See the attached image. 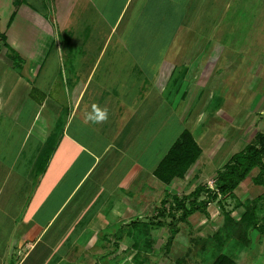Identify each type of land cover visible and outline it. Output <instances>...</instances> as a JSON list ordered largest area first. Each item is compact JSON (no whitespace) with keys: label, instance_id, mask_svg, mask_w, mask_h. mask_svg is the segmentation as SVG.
Returning a JSON list of instances; mask_svg holds the SVG:
<instances>
[{"label":"crops","instance_id":"crops-1","mask_svg":"<svg viewBox=\"0 0 264 264\" xmlns=\"http://www.w3.org/2000/svg\"><path fill=\"white\" fill-rule=\"evenodd\" d=\"M180 1L0 0V264L135 252L131 226L154 190L135 148L151 149V94L176 66L153 81L135 63L157 36L169 44L170 23L197 31L196 3Z\"/></svg>","mask_w":264,"mask_h":264},{"label":"rangeland","instance_id":"rangeland-1","mask_svg":"<svg viewBox=\"0 0 264 264\" xmlns=\"http://www.w3.org/2000/svg\"><path fill=\"white\" fill-rule=\"evenodd\" d=\"M184 2L196 3L191 18L198 20L197 31L185 30L188 25L184 30L175 31L170 23L169 44L164 46L162 36L161 45L157 36L154 46L146 48L151 51L150 56L144 53L138 59L144 62L135 63L137 71L142 65L153 81L164 61L176 65L173 70L167 69V72L172 70L168 85L161 86L162 90L159 85L154 86L151 94V149L142 151L139 142L135 149L137 164L148 175L180 132L188 129L200 147L199 162L190 165L183 178L173 179L169 186L153 177L151 208L137 216L134 226L131 224L135 237L130 245L135 247V252L122 249L114 256L106 254L101 264H210L219 254L231 257L237 264H264V236L256 230L244 233L238 222L244 213L243 204L264 191L251 181L257 169L234 190L235 197L220 200L218 196L210 200L207 192H201L196 201L208 200L204 210L198 208L184 220L180 219L181 211L175 209L172 200L173 196L188 195L197 186L214 190L216 172L230 156L254 142L256 133H264V0ZM138 29H141L140 23L130 29L129 44L133 43L134 30ZM142 34L145 38L149 36L148 32L142 31ZM183 59L188 68L183 63L178 65ZM144 94V89H138L137 104L145 98ZM149 129L147 125V137ZM215 145L218 151L212 155L210 148ZM140 188L138 196L143 194L144 187ZM163 200L168 203L164 207L160 204ZM185 204L188 206V200ZM257 211L262 219L264 200L257 202ZM226 214L231 219L228 224ZM225 226L233 231L232 235L227 236ZM218 238L219 244H216Z\"/></svg>","mask_w":264,"mask_h":264},{"label":"trees","instance_id":"trees-1","mask_svg":"<svg viewBox=\"0 0 264 264\" xmlns=\"http://www.w3.org/2000/svg\"><path fill=\"white\" fill-rule=\"evenodd\" d=\"M0 41H4L1 35ZM199 154L200 147L195 142L192 134L184 129L153 170V176L164 184H169L173 179H182L188 167L198 159ZM254 169H257V173L251 178V181L255 186L261 187L264 190V133L261 132L256 133L254 142L248 143L242 150L234 153L228 162L216 172L214 190L203 188V186H197L192 192L182 198L176 196L172 197L175 209L181 211L180 219L184 220V217L192 214L198 210V208L204 210L208 200L196 201L201 192H207L210 200L216 199L218 196L220 200H225L229 196L235 197L233 194L234 190ZM187 200L188 206L185 204ZM261 200H264V191L262 194L251 200H247L243 204L244 213L240 216L238 222L242 226L241 230L244 231V233L250 230H256L264 236V216L262 219H259L257 211V202ZM160 204L164 207L168 203L166 200H163ZM170 209L171 206L169 204L168 210ZM225 217L228 224V221L231 219L227 214ZM224 229V232H228L227 236L228 234H233V231L226 226ZM172 235H170L169 241L172 239ZM239 236H241L240 233ZM244 237V234H242L243 241L241 244L245 243ZM215 243L219 244V238L215 240ZM210 264L237 263H235L231 257L225 254H219Z\"/></svg>","mask_w":264,"mask_h":264}]
</instances>
